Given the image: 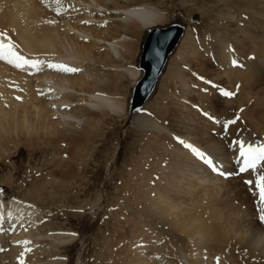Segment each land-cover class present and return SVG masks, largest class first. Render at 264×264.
<instances>
[{
	"label": "bare ground",
	"instance_id": "obj_1",
	"mask_svg": "<svg viewBox=\"0 0 264 264\" xmlns=\"http://www.w3.org/2000/svg\"><path fill=\"white\" fill-rule=\"evenodd\" d=\"M41 1L0 0V28L4 31L0 32V147L6 145V147L16 149L22 142L25 147L30 149H33L36 144L42 145L44 148H54L65 144L69 150L67 154H73L84 151L87 144L93 141L94 137H98L97 131L106 126V122L112 116L122 118L128 123L131 122L127 130L128 133L134 126L147 124L149 121H153L156 127H159L160 123L159 128L164 131L163 133L159 131L152 133V137H156L158 140L153 143L155 146L153 144L149 146L148 157L155 158L149 159L151 160L150 164L144 165L146 167H143L144 170L142 169L140 190L136 191V188L133 187L130 189L131 192L136 191L131 202L130 194L125 193L120 197L121 203L127 206L128 218L134 223L130 225L134 234L130 240L113 236V244H108L111 248L109 254L111 257L107 258L108 253L104 254L105 259H108L107 264H188L189 262L201 264L202 258L205 255H210L211 252L220 264H264V221L260 218L261 215H264L260 211L264 209V202H261L259 198L260 189L257 186L260 183L259 177L264 175V173L260 174L264 169V162L244 174L238 172L243 161L241 151L248 145H264V92L261 88L264 84V78L261 77L264 76V0H259L258 3L259 8L263 9L259 14L262 23L253 21L254 19L251 20L253 17L249 16L250 12L248 18H252L245 22L250 26V31H248L252 34L251 40L254 41V44L247 46L246 43L241 45L237 42L233 44L226 42L217 47L212 56L213 60L210 57L200 64V70L206 73L210 67L211 69L215 68V70H209L211 73L213 72L210 77L215 80L213 82L220 83H217L219 86L218 95L213 97L221 105L228 102H240L244 107L248 106V110L245 111L248 125L251 124L250 126H253L254 130L259 126L258 123L257 126H254L256 125L254 121H259L263 125V129L258 128L263 135L260 142L255 136L243 132V129L240 131L243 132L240 133V136L237 134L238 130L243 127V115L240 123L235 121V116L224 122L216 119V122L213 120L212 123H209L205 118L200 117L199 111L197 112L190 105H188L189 111H187L186 105H184L186 102L182 104L177 101L175 104L177 107L171 111L172 113L168 111V115L163 118L155 117L153 119L148 116L149 112L145 113L151 102L143 112L133 116L129 115L127 108L129 97L126 100L125 96L119 94L124 81H122L124 74L121 73L130 74L133 85L141 75V71L136 68V65L133 66V70H127L124 67V62L132 61L135 54V42L137 43L140 34L142 36L137 56L147 30L166 25L164 22L167 13L161 11L150 0H78L82 7L83 5L86 7L81 9H90L89 13L96 17L85 16V18L75 21V24L59 17L62 12L57 13L54 10H49L50 8H46ZM54 1L58 2V0ZM71 1L77 2V0ZM59 4H61L59 8L61 11L66 10L67 6L70 8V4L63 0ZM251 6L253 5L250 4ZM74 7H79V5L71 6V9ZM96 7L105 9V12ZM77 10L79 11V9ZM179 13L181 15L175 14V16L181 17L182 13ZM197 16L193 20H199V16ZM91 20L96 21L97 24L90 28L78 24ZM98 21L109 23L107 26L99 27ZM173 22L178 21L170 23ZM109 30L112 31L108 32ZM72 32L78 34L72 35ZM101 33L110 34L103 41L105 45L100 44L102 43L99 41ZM183 39L169 59L163 77L168 71L170 62L178 53ZM130 42H134V44ZM98 51L105 52L99 53ZM251 53L257 55L255 61L250 59ZM248 55L249 57H247ZM189 62H192L191 59ZM227 66L231 69L230 71L224 69ZM63 67L79 71L60 70ZM29 72H32L31 76L28 75ZM163 77L159 89H161ZM232 78L238 79L239 83L238 97L234 93L233 99L227 98L225 93L228 89L224 88L225 84H230ZM16 84L18 85L16 86ZM186 84L185 82L184 85ZM132 85L128 95H130ZM12 89L22 90L18 94L20 104L15 103ZM159 89L155 97L159 95V92H162ZM41 92L44 98L40 99L37 96H40ZM188 92L189 88L188 90L183 89L181 95L180 92L177 93L180 99L189 102ZM199 93H193V96H198ZM234 96L236 100H234ZM29 97L30 101L27 99ZM252 98H255L256 101L250 106L249 101ZM206 99L210 100V95ZM192 101L191 103H193ZM216 109L218 108L213 107L212 110ZM58 115L62 120L54 121L55 119L60 120ZM80 122L83 123V130L78 126ZM228 122L230 128L226 131L225 125ZM217 134L219 136H216ZM234 139L236 140L235 144L233 143ZM162 146L165 148L162 149ZM36 151L32 150V153ZM165 151L169 155H166ZM61 153L60 158L63 157ZM197 153H203V156L197 155ZM65 157L67 156L65 155ZM68 157L70 158V156ZM205 159H212L214 165L218 164L215 165V171L205 163ZM53 164L57 170H53L50 177L59 182L62 187L66 182L70 185V180H75L79 175L80 166L76 156L75 158L71 157L69 161L65 160L61 165H59V161H55ZM218 172L223 174H218ZM162 174L165 176L160 177L163 176ZM248 180H252L253 184L246 183ZM36 182L38 181L36 180ZM35 190L37 199L44 200L45 195L42 193V189L36 188ZM152 191H157V196L154 199L150 198ZM233 192L235 193L234 197L230 195ZM28 193H32V190H28ZM0 194L1 198L9 197L3 190H0ZM8 199L10 205L17 202L15 199ZM2 201L5 200L2 199ZM235 202L240 203V207L234 206ZM97 204L99 203H94L90 207H96ZM115 205L113 207H116ZM121 206H117L114 211L111 209L110 211L113 212L110 215L115 216L116 212H121ZM14 207L15 210H20L18 205ZM237 208L241 210L244 208L245 216L241 215V211H239L241 214L236 212ZM24 209V214H30V211H33L32 207ZM9 215L2 221L0 206V227L5 228L4 232L8 235L6 237H9L5 241L8 240V244L21 237L17 235L19 232L14 236L11 234L9 236L21 215L19 217L16 213ZM43 228L48 229L45 225ZM33 235L43 237L44 234L38 230ZM182 237L187 238L189 242L184 248H181V245L177 248V245L172 243L173 239L177 238L183 243ZM3 239L1 240L3 241ZM153 243H156L155 246ZM182 249L190 254H188L189 260L186 256L182 257L184 254ZM60 250L61 248L58 247L46 246L33 256L28 255L29 264L54 260L59 256ZM234 250H239L238 256L233 254ZM15 252L17 253L16 250ZM11 255L13 258L17 256L16 254ZM197 257H201V259H197ZM186 259L189 261L188 263L185 262Z\"/></svg>",
	"mask_w": 264,
	"mask_h": 264
},
{
	"label": "rangeland",
	"instance_id": "obj_2",
	"mask_svg": "<svg viewBox=\"0 0 264 264\" xmlns=\"http://www.w3.org/2000/svg\"><path fill=\"white\" fill-rule=\"evenodd\" d=\"M61 1L62 0H58V2L54 0H42L41 2L44 3L46 8H50L49 10L51 11L54 10L57 13L62 12V14H59V17H63L65 21L68 20L69 22H72V24H75L74 22L81 18H85V16L90 18L96 17L89 13L90 9H81L86 7L84 5L82 7V4H79L78 0L75 3H73L71 0H63V2L70 4V8L67 6L66 10L61 11L59 9L62 4H59ZM70 1L74 5H79V7H74V9H71V6L74 5ZM150 1L152 4H156L161 11L167 13L164 24H168L172 21H180L187 25V32L185 33V37L178 50V53L170 62L168 71L162 79L160 85L161 89H159V91L162 92H159V95H157L151 101V104L145 113L149 112L148 116L152 117L153 119H155V117L163 118L168 115V111L171 112L175 107H177L175 105L177 101H180L182 104L186 102L184 105L187 106H185L187 111H189L188 105H190L191 108H195L197 112L199 111L198 113L200 114V117L205 118L207 121H209V123H212L213 120L216 122V119L224 122L234 116L237 123H240L243 120L244 125L242 124V126L245 127L240 128L237 134L240 136V133L242 134L243 132H246L247 134H250V136H255V138L259 139L260 142L263 135L262 132H260L261 130H258V128L263 129V125L260 124L259 121H254L256 124L254 126H257L258 124L259 126L261 125V127L258 126L257 129L255 128V130L252 128L253 126H250L251 124L248 125V119L245 117V111L248 110V106L244 107V105H241V103L237 101L236 102L238 104L236 102H228L222 103V106L221 103L218 102L215 97H213L216 94L218 95L219 86H217V83H220L218 81L213 82L214 79L210 77V75L213 73L210 71L215 70V68L211 69L210 67V69H208L209 73L200 70V64L203 60L206 61L210 59V57L212 60L214 59L212 56L214 55L217 47H220L219 45H224L226 42L231 44L237 42L238 44L241 43V45L246 43L247 46H252L251 44H254V41L251 40L252 34L249 32L250 26L245 22H248L249 19L253 17L251 20L254 19L253 21L262 23V21H260L261 18H259L261 15L259 14L260 12L262 13L263 9L259 8V0H256L257 2L255 0H253V2L252 0ZM248 1H250L249 3L253 6L250 7V4L248 6ZM93 4L94 3L92 2V5ZM249 7L254 9L256 13ZM53 8H56L57 10ZM96 8L105 12V9L98 7ZM173 8L177 9L178 11L174 10ZM77 9H79V11ZM65 11H67V13H65ZM179 12L182 13V16L176 17L178 14H180ZM249 12V16H252L250 18H248ZM175 14L177 15L175 16ZM257 14L258 16H256ZM196 15L199 16V20L197 21L193 20ZM94 22L96 21H85V23L82 21L80 22L81 24H78L79 26L90 28L94 26V24H97V22ZM110 22L112 23L113 21ZM99 23V27L102 25L104 27V25L107 26L109 22L103 23V21H100ZM111 25L109 29L111 28ZM111 31L112 30H109L108 32ZM0 32L4 31L1 29ZM72 33V35L78 34H75L74 32ZM109 35V33H101L99 41L102 43H98L105 45L103 41ZM139 36L137 38V43L135 42V54L132 57V61L124 62V67H126L127 70H133V66L136 65V56L139 52V42L141 40L142 34ZM130 43L134 44V42ZM98 52L102 53L105 51ZM253 53H251L250 59L255 61L257 55H253ZM249 55L247 57H249ZM190 59L192 62H194H189ZM67 61L69 62L70 59ZM177 61H179V63H177ZM174 62L177 64H174ZM188 62L189 64H186ZM224 69L227 71L231 70L228 66L226 68L224 67ZM121 74H124V78L122 79V81H124L122 82V87L119 94L121 96H125L127 100V97H129V89L133 83V80H131L132 77L130 74L128 75L127 72H122ZM28 75L31 76L32 72H29ZM261 77L264 78V76ZM185 82L187 83L186 85H184ZM17 85L18 84H16V86ZM262 86L263 87L261 88L264 92V84ZM238 87V79L236 80L232 78L230 84H225L224 88L226 90L228 89L226 92L231 93V95H227V98L233 99L232 96L234 93L235 96H237ZM188 88L190 92L187 94L188 96L190 95L189 102L188 100L180 99L178 95L179 92L181 95L183 89L188 90ZM12 92L15 103L17 102L20 104V97L18 94H20L22 90L12 89ZM196 92H200V95L193 96L196 94ZM163 93L166 94L164 95ZM209 95L211 99L207 100L206 97ZM235 96L234 100H236ZM37 97L41 99L44 98V95L42 96L41 92V95ZM261 97H263V95H261ZM27 99L30 101V97ZM191 100H193V103H191ZM254 101H256V99L252 98L251 101H249V105H253L255 103ZM46 102H48V100ZM213 107L218 109L212 110ZM242 115L244 116V119H242ZM58 118L60 120L55 119L54 121L62 120L61 116ZM125 122L126 121H124L122 118L112 116L106 122L107 125L101 127L99 131H97V133H99L98 137H94L93 141L87 144V147L84 151H78L77 153L73 154L68 153L69 155L67 154V151L69 150L65 144L54 148H44L42 145L36 144L33 149H30L25 147L24 143L22 142L16 149L6 147V145L4 147H0V190H3L4 193H7L9 196L8 198L15 199L18 202L10 205L11 203H8L9 199H4V197L1 198L2 195L0 194L2 221L10 216V213H16L18 217L21 215V218H19L21 221L19 220L12 229L11 233H9V236L10 234L11 236H14L17 232H19L17 235L21 237L19 240H15L13 243H10L11 245L7 243L8 240L5 241L7 238H9L6 237L8 235L4 232L5 228L0 227V240L4 238L3 241L1 240L2 243L0 242V264H29V256H33L38 250H42L46 246L61 248L59 251V256L54 258V260L52 259L51 261H44L39 264H107V258L111 257L109 256L111 253V248L108 246V244H113V236L116 235L117 238L128 240L131 239L134 232L131 231L130 225L134 223L128 218L126 214L127 206L126 204L121 203L120 197H122L125 193L130 194L129 199L131 202L134 193L140 190L142 169L143 167L145 168L148 164H150L151 160L149 159L155 158L148 157V153L150 152L149 146L158 140V138L152 137V133L158 131L163 133L164 130L159 128L161 124L158 121L157 123H159V127L154 126L155 124L153 121H149L147 124L138 125L136 127L134 126V128L131 129V132L128 133L127 130L131 125V122ZM78 126L81 130L84 129L82 122L78 123ZM227 126L229 125L227 124ZM242 129L243 132H240ZM216 136L219 135L217 134ZM153 146H155V144H153ZM163 147L165 148V146H162V149H164ZM32 150H37V154L35 155L36 152L32 153ZM60 150L64 151L62 152ZM60 153L63 156L61 158L59 157ZM167 153L168 152L165 151V154L169 155V153ZM65 155L67 157H65ZM68 156H70V158ZM75 156L80 166V169H78L79 175L75 180H70V185L67 184L68 182H66V184H64L62 187L59 182L50 177V174L52 175V171L57 170V167L53 163L55 161H59V165H61V163L65 160L68 159L69 161L71 157L75 158ZM263 173L264 169L260 174ZM162 175L163 176L160 177L165 176L164 174ZM36 180L38 182H36ZM132 187L136 188L135 192L130 191ZM36 188L42 189V193L45 195L44 200L37 199V192L35 190ZM28 190H32V193H28ZM151 193L152 194L150 198H156L157 191H152ZM230 195L233 196L235 193L233 192ZM2 199L5 201H2ZM94 203L99 204H97L96 207H90L94 205ZM237 203L235 202L234 206L240 207V203ZM16 205H18V209H22L21 212L20 210H15L14 206ZM84 205L85 207H83ZM114 205L116 207H122L121 212H116L115 216L110 215L111 212H113L116 208L113 207ZM25 207H32L33 211H30V214H24ZM111 209H113V211H110ZM236 210V212L241 211L242 214L240 212L239 213L245 216L246 210H244V208L242 210L237 208ZM240 214L239 216L242 217ZM28 216H30L29 219ZM4 224L6 225L7 223L5 222ZM43 225L47 226L48 229H44ZM38 230H41V234H44L43 237L45 238L42 236L41 238L33 235L35 232L37 233ZM73 235H76V237H73ZM26 236L32 237L27 238ZM182 238L184 239L183 243L178 241L177 238L173 239L172 243L177 245V248L180 245L181 248H184V246L189 241H187L188 239L185 237ZM155 244L156 243H153L154 246ZM18 249L21 251L19 252ZM224 249V251H226V248ZM107 253L108 256L105 259V255H107ZM183 253L184 254L182 257L186 256V258L189 260V253L184 250ZM11 254H16L18 257L15 256V258H13V255ZM233 254L238 256L239 250H234ZM205 256L207 259H204ZM205 256L202 258L201 264H205L206 262L208 264H220L219 261H216V258L213 256L212 252L210 255ZM187 259L185 261L186 263L189 262ZM197 259H201V257H197ZM188 264L191 263L189 262Z\"/></svg>",
	"mask_w": 264,
	"mask_h": 264
},
{
	"label": "water",
	"instance_id": "obj_3",
	"mask_svg": "<svg viewBox=\"0 0 264 264\" xmlns=\"http://www.w3.org/2000/svg\"><path fill=\"white\" fill-rule=\"evenodd\" d=\"M186 30L187 26L178 21L149 28L144 34L136 61V68L141 71V75L132 85L128 98L130 116L143 112L157 94L168 61L184 38Z\"/></svg>",
	"mask_w": 264,
	"mask_h": 264
},
{
	"label": "snow or ice",
	"instance_id": "obj_4",
	"mask_svg": "<svg viewBox=\"0 0 264 264\" xmlns=\"http://www.w3.org/2000/svg\"><path fill=\"white\" fill-rule=\"evenodd\" d=\"M60 70L67 71V72L79 71L78 69L68 68V67H63ZM225 95H231V93L226 92ZM189 147H191V146L189 145ZM197 155L203 156V153H197ZM241 155L246 157L245 169H251V168L255 167L257 164V161L264 162V149H253V148L249 147L248 152L241 151ZM205 163L208 166H210L214 171L216 170L215 165H214V161L212 159H205ZM218 174H223V173L218 172ZM259 181H260V183L257 185L260 189L259 198H260L261 202H264V175H261L259 177ZM246 183L253 184V181L248 180V181H246ZM260 211H261V213H264V209H261ZM260 218L262 221H264V215H261Z\"/></svg>",
	"mask_w": 264,
	"mask_h": 264
}]
</instances>
